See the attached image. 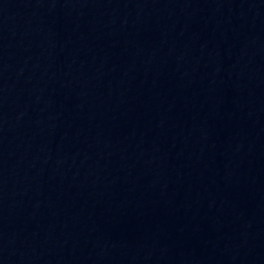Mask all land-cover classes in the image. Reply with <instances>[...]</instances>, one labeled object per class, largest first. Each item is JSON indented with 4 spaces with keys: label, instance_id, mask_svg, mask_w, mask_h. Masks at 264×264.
<instances>
[{
    "label": "water",
    "instance_id": "water-1",
    "mask_svg": "<svg viewBox=\"0 0 264 264\" xmlns=\"http://www.w3.org/2000/svg\"><path fill=\"white\" fill-rule=\"evenodd\" d=\"M0 264H264V0H0Z\"/></svg>",
    "mask_w": 264,
    "mask_h": 264
}]
</instances>
